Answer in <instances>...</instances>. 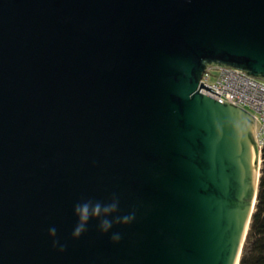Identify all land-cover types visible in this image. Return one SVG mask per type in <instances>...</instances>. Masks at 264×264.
I'll use <instances>...</instances> for the list:
<instances>
[{
	"label": "water",
	"instance_id": "obj_1",
	"mask_svg": "<svg viewBox=\"0 0 264 264\" xmlns=\"http://www.w3.org/2000/svg\"><path fill=\"white\" fill-rule=\"evenodd\" d=\"M208 67L264 80V0H0V264H239L261 150Z\"/></svg>",
	"mask_w": 264,
	"mask_h": 264
},
{
	"label": "built area",
	"instance_id": "obj_2",
	"mask_svg": "<svg viewBox=\"0 0 264 264\" xmlns=\"http://www.w3.org/2000/svg\"><path fill=\"white\" fill-rule=\"evenodd\" d=\"M213 68L218 71L213 74ZM210 91H200L219 102H229L247 109L253 116L256 127V142L259 150L264 146V80L248 75L242 70L230 67H208L202 74L199 84Z\"/></svg>",
	"mask_w": 264,
	"mask_h": 264
},
{
	"label": "trees",
	"instance_id": "obj_3",
	"mask_svg": "<svg viewBox=\"0 0 264 264\" xmlns=\"http://www.w3.org/2000/svg\"><path fill=\"white\" fill-rule=\"evenodd\" d=\"M239 264H264V146L254 210L243 244Z\"/></svg>",
	"mask_w": 264,
	"mask_h": 264
},
{
	"label": "clouds",
	"instance_id": "obj_4",
	"mask_svg": "<svg viewBox=\"0 0 264 264\" xmlns=\"http://www.w3.org/2000/svg\"><path fill=\"white\" fill-rule=\"evenodd\" d=\"M116 208H117V202L115 201L103 207L101 206L100 203H96L93 205L91 204V202H86L82 205H77L74 209V212L79 215L81 222L75 228L74 235L78 236L85 230L86 222L92 216H99L101 214L111 213L115 211ZM133 218H134V214L126 215L123 216L122 218L117 217L115 218V220L103 219L101 221V227L104 231H107L112 227L113 223H127L131 221ZM55 232H56L55 228L50 229V235L54 236ZM112 238L114 240H118L120 237L119 234H114ZM54 243H58V242H54Z\"/></svg>",
	"mask_w": 264,
	"mask_h": 264
},
{
	"label": "rangeland",
	"instance_id": "obj_5",
	"mask_svg": "<svg viewBox=\"0 0 264 264\" xmlns=\"http://www.w3.org/2000/svg\"><path fill=\"white\" fill-rule=\"evenodd\" d=\"M212 70V73L213 74H215L217 71H218V69L217 68H213V69H211ZM245 109V108H244ZM245 110H247V109H245ZM248 111V110H247ZM249 112V111H248ZM255 134H256V127H255Z\"/></svg>",
	"mask_w": 264,
	"mask_h": 264
}]
</instances>
